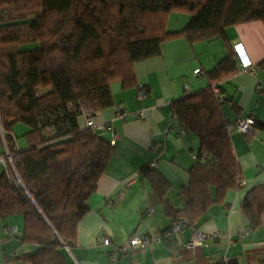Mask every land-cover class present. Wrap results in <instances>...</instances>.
Masks as SVG:
<instances>
[{"label":"trees","instance_id":"16d2710c","mask_svg":"<svg viewBox=\"0 0 264 264\" xmlns=\"http://www.w3.org/2000/svg\"><path fill=\"white\" fill-rule=\"evenodd\" d=\"M172 12L191 16L181 31L167 30ZM251 22L264 24V0H0V148L5 138L16 153L20 180L14 184L6 169L0 174V218L22 216L21 240L37 246L15 261L68 264L66 247L75 242L88 201L116 152L78 119L114 106L112 84L136 87L134 65L160 56L168 40L220 39L228 54L206 73L205 89L170 106L199 140L189 184L180 190L183 208L175 211L165 199L171 184L151 167L153 160L140 175L165 214L184 226H194L228 191L241 188L240 164L218 97L221 83L239 71L227 29ZM260 66L264 71V61ZM20 123L29 128L25 149L14 133ZM254 129L264 132V124L255 120ZM241 209L251 229L264 225V184L247 193Z\"/></svg>","mask_w":264,"mask_h":264},{"label":"crops","instance_id":"0c3cea01","mask_svg":"<svg viewBox=\"0 0 264 264\" xmlns=\"http://www.w3.org/2000/svg\"><path fill=\"white\" fill-rule=\"evenodd\" d=\"M180 14L169 15V32L181 31L190 22L189 15ZM227 37L233 50L237 44L244 47L256 72L243 69L236 55L238 73L220 85L224 118L233 122L253 116L264 124V71L260 66L264 61V24L251 22L229 27ZM227 54L226 44L220 39L191 44L184 37L175 38L163 43L160 56L134 65L136 87L124 90L120 82L112 84L114 106L96 119L111 126L110 132L100 136L116 152L88 201L89 211L78 224L75 242L66 247L68 264H264V225L251 229L241 209L247 193L264 184V132L257 129L248 136L232 134L243 180L241 188L228 191L194 226H185L175 243L153 244L144 251L113 258V248L102 241L107 237L121 245L134 234H154L172 224L173 218L165 214L162 201L140 175L149 161L157 159L156 169L171 184L165 199L175 211L183 208L180 190L189 184L187 171L196 164L194 155L198 153L199 140L191 132L180 134L182 125L170 106L184 97V85L192 93L205 89L209 85L206 73ZM197 69H202L205 76L196 77ZM139 86L148 93L142 100L138 98ZM117 107L133 114L145 110L146 117L132 116L123 121L116 116ZM78 121L84 128V117ZM28 131L26 126L25 133ZM122 192L124 197L120 199L117 195ZM210 192L216 198L214 187ZM23 229L20 215L0 218V264H26L15 258L37 250L36 245L21 240ZM197 233L218 237L191 247Z\"/></svg>","mask_w":264,"mask_h":264},{"label":"built area","instance_id":"2783aa9c","mask_svg":"<svg viewBox=\"0 0 264 264\" xmlns=\"http://www.w3.org/2000/svg\"><path fill=\"white\" fill-rule=\"evenodd\" d=\"M234 51L238 59L240 60L243 69H247L250 73L254 74L256 72V68L253 66L251 60L245 54L244 47L241 46V44H237L234 46ZM194 74L198 78L205 76V73L202 69H197ZM138 88H139L138 98L142 100L148 95V93L147 91H145V89L142 88V86H139ZM260 88H261V84H258L257 90H260ZM214 92L217 94L219 93L217 87L214 88ZM191 93L192 92L190 91L189 87L187 85H184V96L189 97ZM218 102L220 104L223 103V99L220 96L218 97ZM116 116L123 121H126L128 118L132 116H135L138 119H144L146 117V111L141 110L133 114V113H129L128 111H125L120 107H117ZM84 119H85L84 128L92 129L98 135H104L111 131V126L108 123L103 121H98L96 117H85ZM224 120L228 128V131L231 134H233L234 132H239L248 136L254 130L255 119L253 116L245 119L238 118L233 122L229 121L227 118H224ZM186 132L187 131L185 130V128L182 127L180 130V134L184 135L186 134ZM15 149L18 150L19 148L16 147ZM195 156L196 155H194V157ZM16 162H17L16 153L9 151L5 138H3V147L0 148V164L4 166V169L8 170V172L10 173V179L14 184L20 183L15 168ZM157 164L158 161L156 159L152 161L150 165L152 168H156ZM239 184L242 186L243 180H241ZM117 197L122 199L124 197V192L119 193ZM181 219H183L182 213L180 214L178 220ZM184 227L185 226L181 222L175 220L172 222L170 227H168L163 231L154 234H142V235L134 234L127 239L126 243L121 245L114 244L112 240L107 237H103L102 241H103V245L110 246L113 248V252H114L113 258H115V256L132 253L134 251H144L147 247H150L153 244H161V243L170 244L178 239V236L181 234ZM246 233H248V231H245V234ZM217 237H218L217 235L208 236L205 234L197 233L195 239L191 241L190 246L194 247L196 245V242H204L207 239H216Z\"/></svg>","mask_w":264,"mask_h":264},{"label":"rangeland","instance_id":"374dc122","mask_svg":"<svg viewBox=\"0 0 264 264\" xmlns=\"http://www.w3.org/2000/svg\"><path fill=\"white\" fill-rule=\"evenodd\" d=\"M172 13H181V14H183V15H189V14H187V13H184V12H172ZM171 13V14H172ZM180 14V15H181ZM190 16V15H189ZM191 17V16H190ZM173 24V23H172ZM25 124H22V123H20V124H17L16 126H15V128H14V133H15V136L18 138L17 139V144L19 145V147L21 148V149H25L26 148V140H25V138L23 137V135H24V133H25ZM5 169H4V166L2 165V164H0V174H2L3 173V171H4Z\"/></svg>","mask_w":264,"mask_h":264}]
</instances>
